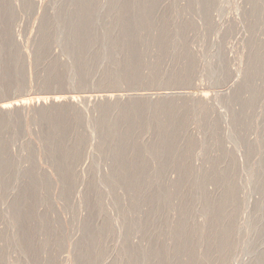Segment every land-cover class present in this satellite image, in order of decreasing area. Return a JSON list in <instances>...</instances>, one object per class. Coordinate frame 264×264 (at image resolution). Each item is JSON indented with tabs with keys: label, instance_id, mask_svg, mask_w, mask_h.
<instances>
[{
	"label": "rangeland",
	"instance_id": "1",
	"mask_svg": "<svg viewBox=\"0 0 264 264\" xmlns=\"http://www.w3.org/2000/svg\"><path fill=\"white\" fill-rule=\"evenodd\" d=\"M53 95L0 114V264H264V0H0V103Z\"/></svg>",
	"mask_w": 264,
	"mask_h": 264
},
{
	"label": "bare ground",
	"instance_id": "2",
	"mask_svg": "<svg viewBox=\"0 0 264 264\" xmlns=\"http://www.w3.org/2000/svg\"><path fill=\"white\" fill-rule=\"evenodd\" d=\"M237 21V20H236ZM28 57V55H27ZM29 59V57H28ZM31 59V58H30ZM29 62V65H30V61ZM32 62V61H31ZM32 64V63H31ZM31 66V65H30ZM160 92V91H159ZM47 95V94H46ZM66 95V94H65ZM171 94L170 93H166V92H160V93H135V94H128V95H122V94H103V95H100L98 96V98L96 99L95 98V102H96V105L99 106V109H101V111H103V106H107L106 109L109 107V109L111 110L112 107L114 108H119L118 110L120 109H126L128 108L127 106H132V103H140V101H145L147 103H150L151 106L153 107L154 105H157L159 102H161L162 100H164L165 98L169 97ZM62 96V95H61ZM57 96V95H53V96H47V97H43L41 99H36L37 102L34 104V105H30V104H33V103H27V101H24V100H16V101H10V102H5L4 103H0V114L1 115H11L13 114L14 112H19L21 114V112H25L26 110L29 109V111L27 112H34V111H31V110H34L35 109V114H37V110L41 111V110H47V108H53L54 106H61L62 104L64 105H69L71 107H80L81 106V103L82 102H79V98L78 100H76L72 95L71 96ZM95 96V95H94ZM194 98L200 102V103H209V101L211 102V99L208 101V98L206 96H197V95H193ZM85 99V98H84ZM81 100V99H80ZM94 102V103H95ZM135 103L133 105H135ZM136 103V104H137ZM163 103V102H162ZM161 103V104H162ZM131 104V105H130ZM102 105V106H101ZM202 105V104H201ZM53 106V107H52ZM100 106L102 108H100ZM138 106V105H135V107ZM160 106V104H159ZM206 106V105H205ZM93 107H96V106H93ZM134 107V108H135ZM156 107V106H155ZM158 107V106H157ZM31 108V109H30ZM98 108V107H97ZM133 108V107H132ZM93 109V108H92ZM105 109V110H106ZM108 109V110H109ZM45 110V111H46ZM49 110V109H48ZM39 111V112H40ZM98 112V109L96 110ZM100 111V110H99ZM26 112V113H27ZM38 112V113H39ZM95 112V108H94V111ZM100 113V112H99ZM87 114V113H86ZM90 114V113H89ZM29 115V113L27 114ZM32 115V113H31ZM29 115V118L30 116ZM25 116V115H24ZM34 116V115H33ZM41 116V112H40V115ZM28 117V116H27ZM26 117V118H27ZM37 117V116H35ZM28 119V118H27ZM95 127V126H94ZM96 129L94 128V131ZM15 201V200H14ZM13 203V201H12ZM10 205H14V204H11L10 202ZM9 206V205H8ZM11 207V206H10ZM9 213V212H8ZM7 213V214H8Z\"/></svg>",
	"mask_w": 264,
	"mask_h": 264
}]
</instances>
